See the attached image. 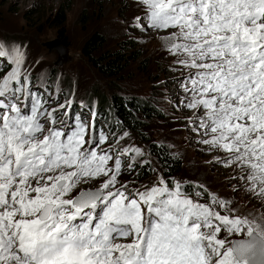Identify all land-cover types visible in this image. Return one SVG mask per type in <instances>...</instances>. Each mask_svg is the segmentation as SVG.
<instances>
[{
    "label": "snow or ice",
    "instance_id": "6c2138e0",
    "mask_svg": "<svg viewBox=\"0 0 264 264\" xmlns=\"http://www.w3.org/2000/svg\"><path fill=\"white\" fill-rule=\"evenodd\" d=\"M131 5L128 26L159 36L179 73L185 130L251 207L165 176L96 101L34 79L27 45L0 38V264H264V0Z\"/></svg>",
    "mask_w": 264,
    "mask_h": 264
},
{
    "label": "rangeland",
    "instance_id": "374dc122",
    "mask_svg": "<svg viewBox=\"0 0 264 264\" xmlns=\"http://www.w3.org/2000/svg\"><path fill=\"white\" fill-rule=\"evenodd\" d=\"M65 15V43L59 37L58 14ZM137 9L131 0H0V38L27 45V66L33 74L47 73L67 92L74 89L77 100L86 102L90 93L99 91L112 99L113 95L135 97L150 102L162 117L145 121L146 139L132 129L133 142L150 151V145L164 147L181 164L174 174H166L159 158L151 152V160L165 176L182 180L200 181L213 192L238 201L237 207L247 206L244 193L234 196L228 186L230 170L214 167L208 161L211 154L204 145L195 143V137L185 130L182 113L174 111L176 86L169 70L171 57L163 50L155 33H143L128 26ZM98 35L105 41L104 51L139 50L142 57L128 62L124 73L108 78L95 69L82 55L84 44ZM128 40L136 47H130ZM58 41L60 47L49 49L48 43ZM172 101L173 103H169ZM171 145L172 147H169ZM148 172V171H147ZM139 182H147L152 174ZM133 177L125 175L122 180ZM86 187V186H85ZM243 210V209H242Z\"/></svg>",
    "mask_w": 264,
    "mask_h": 264
},
{
    "label": "trees",
    "instance_id": "16d2710c",
    "mask_svg": "<svg viewBox=\"0 0 264 264\" xmlns=\"http://www.w3.org/2000/svg\"><path fill=\"white\" fill-rule=\"evenodd\" d=\"M60 26L59 37L64 45L65 39V23L66 18L62 13L58 14ZM127 44L132 48L136 47L134 41L128 40ZM105 41L98 35H93L83 46L82 55L89 63L97 69L100 74L115 78L124 73L128 62L138 60L142 57L139 50H132L126 54L123 51H104ZM96 101L100 113L114 127L124 126L135 131L140 137L146 139L143 132L145 129V121L158 119L162 117L160 111L150 102L135 97H122L113 95L112 99L105 97L101 92L96 91L90 93L88 101ZM120 122V125L117 124ZM151 152L159 158L161 165L166 174H174L180 170L181 164L177 158L171 156L168 150L164 147H157L155 144L150 145ZM147 170L139 174L138 179L147 177Z\"/></svg>",
    "mask_w": 264,
    "mask_h": 264
},
{
    "label": "water",
    "instance_id": "95a60500",
    "mask_svg": "<svg viewBox=\"0 0 264 264\" xmlns=\"http://www.w3.org/2000/svg\"><path fill=\"white\" fill-rule=\"evenodd\" d=\"M47 46L49 47V49H53L54 47H57V48L60 47L58 41H54V42H52V43H48Z\"/></svg>",
    "mask_w": 264,
    "mask_h": 264
}]
</instances>
